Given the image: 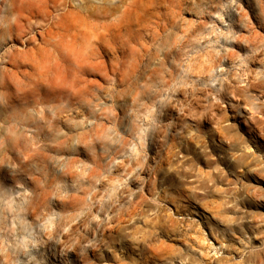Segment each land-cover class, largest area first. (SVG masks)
<instances>
[{
    "label": "rangeland",
    "instance_id": "374dc122",
    "mask_svg": "<svg viewBox=\"0 0 264 264\" xmlns=\"http://www.w3.org/2000/svg\"><path fill=\"white\" fill-rule=\"evenodd\" d=\"M116 2L130 16L112 79L39 82L53 100L17 103L14 132L0 108V264H264V139L245 124L264 112L243 109L261 91L243 86L263 66L245 47L264 36L256 7ZM1 26L0 72L17 47ZM207 52L226 70L202 72Z\"/></svg>",
    "mask_w": 264,
    "mask_h": 264
},
{
    "label": "bare ground",
    "instance_id": "6f19581e",
    "mask_svg": "<svg viewBox=\"0 0 264 264\" xmlns=\"http://www.w3.org/2000/svg\"><path fill=\"white\" fill-rule=\"evenodd\" d=\"M116 1L1 0L0 17H3L0 18L2 24L0 26L4 29L1 31L3 32L1 39L15 43L17 46L4 53L2 58L6 66L0 72V108L7 117V132H14L16 124L23 120L22 116L25 117L23 115L25 111L21 112V116L19 114L10 116L12 111L14 113L18 111L17 103L29 108L31 104L39 103L37 96L44 101L43 104L53 100V94L42 98L41 93L36 89L39 82L44 85L45 81L48 82L51 77H55L65 84L70 82L71 77L73 81L68 84L75 88L76 83L79 82L76 80L86 75L87 71L101 67L107 72V80L112 79L116 65L114 62L116 39L126 28L125 23L130 16V7L119 5ZM253 1L249 0V4L256 7V17L264 35V1ZM246 43L247 53L262 54L263 60V66L259 67L255 74L252 71L248 72L243 80L247 92L253 87L261 89L259 94H255L256 101L247 103L243 108L253 117L256 113L264 112L262 105L264 104V36L247 38ZM226 54L229 59L236 56L232 52ZM197 64L204 73L211 72L215 68L226 70V64L214 60L210 52L200 57ZM65 80L66 82H62ZM49 84L50 82L45 84L46 87L50 86ZM79 86L77 89L81 87ZM55 87L61 89L59 86ZM86 88L84 87L83 92H88ZM72 89L69 86L70 92L79 94V91L75 89L74 92ZM244 110L243 112L246 113ZM253 121V126H248L245 122L247 130L250 131L249 133L260 132V136L258 133L257 135L264 139V125L254 118ZM9 141H11L10 137H4L1 142L8 144ZM15 141L13 140L12 145ZM257 149L264 154V147ZM2 159L3 157L0 158ZM1 192L5 195V190ZM10 208L13 209L14 206ZM261 208L264 210V204ZM190 223L196 226L198 220L191 219ZM220 245L224 247V244ZM200 246L201 251L206 253L204 240L201 241ZM178 263L180 264L181 260H178Z\"/></svg>",
    "mask_w": 264,
    "mask_h": 264
}]
</instances>
